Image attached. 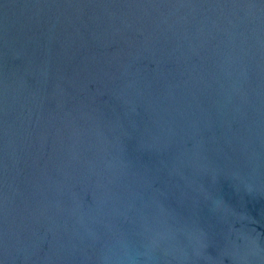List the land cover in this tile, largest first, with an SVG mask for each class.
Listing matches in <instances>:
<instances>
[{
	"label": "water",
	"instance_id": "water-1",
	"mask_svg": "<svg viewBox=\"0 0 264 264\" xmlns=\"http://www.w3.org/2000/svg\"><path fill=\"white\" fill-rule=\"evenodd\" d=\"M0 264H264V0H0Z\"/></svg>",
	"mask_w": 264,
	"mask_h": 264
}]
</instances>
